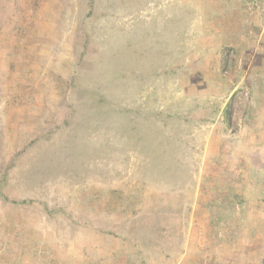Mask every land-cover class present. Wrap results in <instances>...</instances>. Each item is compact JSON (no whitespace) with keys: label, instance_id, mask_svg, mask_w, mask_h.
I'll list each match as a JSON object with an SVG mask.
<instances>
[{"label":"rangeland","instance_id":"1","mask_svg":"<svg viewBox=\"0 0 264 264\" xmlns=\"http://www.w3.org/2000/svg\"><path fill=\"white\" fill-rule=\"evenodd\" d=\"M0 264H264V0H0Z\"/></svg>","mask_w":264,"mask_h":264}]
</instances>
